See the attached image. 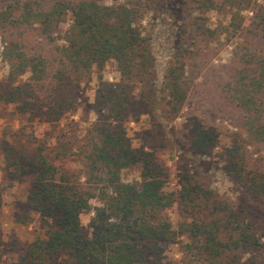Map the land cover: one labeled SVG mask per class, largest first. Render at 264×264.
<instances>
[{"label":"trees","instance_id":"obj_1","mask_svg":"<svg viewBox=\"0 0 264 264\" xmlns=\"http://www.w3.org/2000/svg\"><path fill=\"white\" fill-rule=\"evenodd\" d=\"M176 43L157 88L149 40L140 23L169 0H0V34H8L3 58L10 71L0 82V102L17 105L21 114L59 125L76 111L80 84L101 80L113 62L120 78L99 81L94 98L97 119L83 136L72 125L56 131L51 146L29 154L18 132L0 138V172L8 184L26 183L30 209L42 233L20 249L12 264H175L158 259L159 246L184 238L188 264H245L249 249L262 247L264 222L184 167L178 189L166 187V169L152 151L134 147L125 123L162 110L176 117L186 105L190 83L187 59L198 42L216 40L205 14L225 8L227 39L238 37L231 60L209 85L211 106L264 146V6L253 0H180ZM251 10L243 25V10ZM70 15L64 45L54 34ZM263 45V47H259ZM28 75L26 82L18 79ZM189 145L208 155L218 144L215 127L188 122ZM66 164H77L78 170ZM224 171L239 197L264 205V169L247 155L241 136H231L223 155ZM137 180L123 181L127 171ZM96 200L98 205L91 206ZM1 206V190H0ZM176 208V227L165 212ZM92 211L90 233L81 215ZM29 220V219H28ZM0 243V247H1ZM261 262L264 264V255ZM248 263V262H247ZM250 264H259L251 260Z\"/></svg>","mask_w":264,"mask_h":264},{"label":"rangeland","instance_id":"obj_2","mask_svg":"<svg viewBox=\"0 0 264 264\" xmlns=\"http://www.w3.org/2000/svg\"><path fill=\"white\" fill-rule=\"evenodd\" d=\"M101 4L112 5L119 0H98ZM264 6V0H253ZM180 0H169L163 10L148 13L140 23L142 33L149 40L150 55L154 69V79L157 88H160L164 72L170 60L176 35L180 25ZM243 25L251 22L252 11L243 10ZM209 28L217 30L219 38L216 40L198 42L193 55L187 59L186 75L190 83L189 97L186 105L176 117L166 116L159 110L154 115H141L125 123L127 136L134 147H143L152 151L166 169V187L169 191L178 189L179 171L187 167L193 175L206 182L220 195L225 196L247 209L256 219L264 222V205L254 206L239 197L238 188L226 176L224 171L223 155L227 147L231 146V136L238 133L241 136V145L247 155L264 169V146L255 145L248 140L243 130L235 128L234 124L218 114L209 100V85L226 65L232 56L237 43L241 42L238 35L231 40L227 39L225 27L230 20V12L225 8L214 9L205 15ZM71 17L67 15L58 26L54 37L58 46H63V36L71 25ZM10 42L8 34H0V82L4 81L10 71V61L3 58L4 47ZM263 47V45H259ZM120 78L113 62L109 63L101 76V80L93 75L90 81L80 84L81 97L77 101L75 112L65 116L57 126L41 120L36 115L21 114L17 105H5L0 102V138L12 132H18L22 143L29 154L38 145L51 146L56 131L70 123L79 136L96 121L94 105L95 93L99 81L115 82ZM28 75L18 79L17 83L26 82ZM193 118L203 124L215 127L219 133L217 146L205 156L196 155L190 145L188 136V122ZM65 166L71 170H78L77 164ZM137 180L136 171H127L123 181L132 183ZM8 180L0 172V264H12L20 256V249L30 244L39 233H42L41 221L30 209L28 200V185L15 182L8 184ZM98 205L96 200L91 206ZM168 220L176 227L180 216L176 208L165 212ZM92 211L81 215V224L85 232L90 233L89 221ZM29 219V220H28ZM184 238H177L170 243L159 246L158 259L171 261L175 264H188L189 256L185 253ZM262 247L249 249L244 255L245 264L256 260L259 264L264 255V237ZM248 262V263H247Z\"/></svg>","mask_w":264,"mask_h":264}]
</instances>
